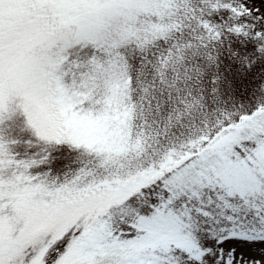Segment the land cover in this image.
Returning <instances> with one entry per match:
<instances>
[{
  "label": "snow or ice",
  "instance_id": "1",
  "mask_svg": "<svg viewBox=\"0 0 264 264\" xmlns=\"http://www.w3.org/2000/svg\"><path fill=\"white\" fill-rule=\"evenodd\" d=\"M0 264H264V0H0Z\"/></svg>",
  "mask_w": 264,
  "mask_h": 264
}]
</instances>
